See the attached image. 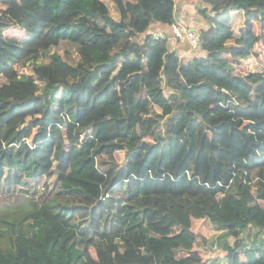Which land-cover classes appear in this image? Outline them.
<instances>
[{
	"label": "trees",
	"instance_id": "1",
	"mask_svg": "<svg viewBox=\"0 0 264 264\" xmlns=\"http://www.w3.org/2000/svg\"><path fill=\"white\" fill-rule=\"evenodd\" d=\"M176 1L0 0V264H222L206 219L227 264H264V73L214 41L264 0H202L198 55L152 31L171 37Z\"/></svg>",
	"mask_w": 264,
	"mask_h": 264
},
{
	"label": "rangeland",
	"instance_id": "2",
	"mask_svg": "<svg viewBox=\"0 0 264 264\" xmlns=\"http://www.w3.org/2000/svg\"><path fill=\"white\" fill-rule=\"evenodd\" d=\"M187 1V2H186ZM184 3H182V0H177L176 1V18H177V23L180 22V17L182 14H185L184 17L186 18V23L185 24H179L180 26H184L186 29L189 28H198L201 24V22L204 23L205 29H208V19L204 18V14L202 12V7L206 6L207 10H205V14L212 16L214 14L211 11L212 5L210 3H202V0H186ZM182 8H185L186 12L182 11ZM197 18V20H196ZM247 15L243 14L239 15L237 18H234L230 24H231V29L229 31L223 33V34H217L214 37V41L218 45V49L220 51L224 52L223 57L226 58L227 60H231L233 64L235 65L234 67V73L238 75H245L251 72H256V73H264V13L259 14L255 17H253L252 23H253V31L248 34L246 33L247 31V25L248 22L246 21ZM198 21H201L200 23ZM195 26V27H194ZM14 34L19 33L18 29L13 30ZM232 32V33H231ZM243 35L244 38L250 40L255 44L253 48L254 56L250 58L243 59L244 55H240L238 53L231 54L230 52H225L224 51V45L226 42L228 43H233L236 37H239ZM170 48L172 50H177L179 49V54L185 55L190 52L196 51L198 48L194 47L192 43L186 38L184 39H175L173 36L171 37V41L169 42ZM67 49L72 52L75 56H78V52L76 47L68 42L67 43ZM200 50H197L196 53L197 55L200 54ZM46 60H48L47 56H42L38 59L37 63H44ZM32 68V64L28 63L26 66L20 68V72L26 73L30 72ZM7 81V78L4 76H0V83H4ZM166 94L169 95V90H166ZM80 141L82 143V140L84 138H81L79 136ZM150 141H153V137H149ZM73 143H79L78 141H72L70 140L67 131H66V146L65 148L69 150ZM116 157L119 160V162H122L126 158V153L124 151L117 152ZM40 193H42L43 186H40ZM10 197V194H6L4 192H0V198H8ZM23 198L27 196H22ZM48 204L51 206V208L57 212V213H62L66 214L67 211L62 209L55 200L49 199ZM261 204L264 206V201L260 200ZM134 206V207H133ZM136 204L133 205H126L125 206V211L123 215V221L126 226V228H136V227H143V222L141 219H139V215L135 209ZM205 228L208 230V232L213 235V239L211 240V243L209 245V251H207V255L211 258H218L221 260L222 264H227L228 263V258H226L225 253L223 252L221 248V233L222 231L217 229V227L214 226V224L211 222V220L206 219L204 221ZM209 235V234H208ZM185 238H181V240H184ZM250 241H248L249 243ZM178 255H184L183 250L178 251ZM245 256L241 257V260H245Z\"/></svg>",
	"mask_w": 264,
	"mask_h": 264
},
{
	"label": "built area",
	"instance_id": "3",
	"mask_svg": "<svg viewBox=\"0 0 264 264\" xmlns=\"http://www.w3.org/2000/svg\"><path fill=\"white\" fill-rule=\"evenodd\" d=\"M171 31L173 32L172 35L174 34L173 37H175V39L186 38L190 41V43H192L194 47L200 46V34L197 30L193 28L186 29L184 26L174 24L171 28ZM154 35L157 38H171L164 29L154 32Z\"/></svg>",
	"mask_w": 264,
	"mask_h": 264
},
{
	"label": "crops",
	"instance_id": "4",
	"mask_svg": "<svg viewBox=\"0 0 264 264\" xmlns=\"http://www.w3.org/2000/svg\"><path fill=\"white\" fill-rule=\"evenodd\" d=\"M186 0H182V3H184ZM187 2V1H186ZM182 11H184V12H186V10H185V8H182ZM185 16V14H182L181 15V17H180V22H179V24H185L186 23V18L188 17H184ZM196 20H197V18H196ZM178 21V20H177ZM199 23L201 22V21H198ZM159 25H162V24H160V23H158L157 24V26H159ZM207 25H208V27H210V25H209V23H207ZM195 27V26H194ZM161 29H164V27H161V28H156L155 30L153 29L152 31L153 32H156V31H159V30H161ZM198 28H195V30H197ZM200 29H205V26H204V23L203 22H201V24H200V26H199V30ZM199 30H197V31H199ZM173 33V32H172ZM171 35V37L174 35H172V34H170ZM175 38V37H174ZM170 41H171V38H170ZM177 51L179 52V49H177Z\"/></svg>",
	"mask_w": 264,
	"mask_h": 264
}]
</instances>
